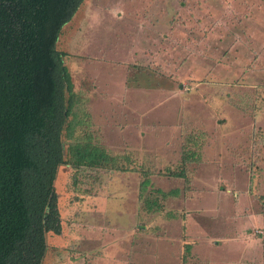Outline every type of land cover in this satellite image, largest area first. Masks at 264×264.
Returning <instances> with one entry per match:
<instances>
[{"label": "rangeland", "instance_id": "rangeland-1", "mask_svg": "<svg viewBox=\"0 0 264 264\" xmlns=\"http://www.w3.org/2000/svg\"><path fill=\"white\" fill-rule=\"evenodd\" d=\"M58 48L95 137L136 171L85 195L59 170L44 264H264V0H85Z\"/></svg>", "mask_w": 264, "mask_h": 264}, {"label": "trees", "instance_id": "trees-1", "mask_svg": "<svg viewBox=\"0 0 264 264\" xmlns=\"http://www.w3.org/2000/svg\"><path fill=\"white\" fill-rule=\"evenodd\" d=\"M84 4L0 0V264H44L48 236L64 230L56 188L62 167L71 171V190L85 195L101 171H136L129 157L121 163L95 137L69 54L58 48ZM200 140L186 137L174 176L188 180L187 166L202 153ZM147 188L146 181L142 191Z\"/></svg>", "mask_w": 264, "mask_h": 264}]
</instances>
